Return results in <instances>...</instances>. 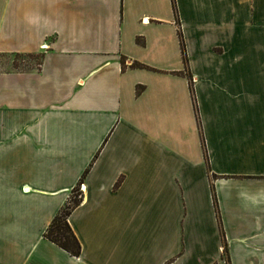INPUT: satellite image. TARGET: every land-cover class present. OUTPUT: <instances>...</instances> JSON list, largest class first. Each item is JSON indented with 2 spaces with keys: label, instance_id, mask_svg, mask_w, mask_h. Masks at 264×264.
Here are the masks:
<instances>
[{
  "label": "crops",
  "instance_id": "obj_1",
  "mask_svg": "<svg viewBox=\"0 0 264 264\" xmlns=\"http://www.w3.org/2000/svg\"><path fill=\"white\" fill-rule=\"evenodd\" d=\"M0 54V264H264V0H0Z\"/></svg>",
  "mask_w": 264,
  "mask_h": 264
},
{
  "label": "trees",
  "instance_id": "obj_2",
  "mask_svg": "<svg viewBox=\"0 0 264 264\" xmlns=\"http://www.w3.org/2000/svg\"><path fill=\"white\" fill-rule=\"evenodd\" d=\"M180 46H181V53L184 56V48L181 40H180ZM41 58L42 57H40V63L38 65L37 70H39V66L41 64ZM121 66H124V59H121ZM130 68L144 69L145 67L140 64L133 63ZM139 89L140 88H137L136 90L137 93H139ZM80 203H81V198H78L77 188H75L71 191L64 207L53 218V220L51 221V223L49 224V226L47 227V229L43 234V237L46 240L53 243L61 250L65 251L71 257H75V258H78L80 256L81 247L78 240L74 236L67 222V219L69 215L80 205Z\"/></svg>",
  "mask_w": 264,
  "mask_h": 264
},
{
  "label": "rangeland",
  "instance_id": "obj_3",
  "mask_svg": "<svg viewBox=\"0 0 264 264\" xmlns=\"http://www.w3.org/2000/svg\"><path fill=\"white\" fill-rule=\"evenodd\" d=\"M41 55H2L0 54V73L30 72L38 69ZM206 111L201 108L199 114Z\"/></svg>",
  "mask_w": 264,
  "mask_h": 264
},
{
  "label": "built area",
  "instance_id": "obj_4",
  "mask_svg": "<svg viewBox=\"0 0 264 264\" xmlns=\"http://www.w3.org/2000/svg\"><path fill=\"white\" fill-rule=\"evenodd\" d=\"M82 191H83V186L80 185V186L78 187V189H77L78 198H80Z\"/></svg>",
  "mask_w": 264,
  "mask_h": 264
}]
</instances>
